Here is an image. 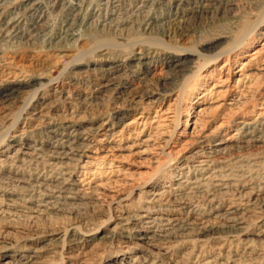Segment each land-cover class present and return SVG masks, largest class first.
<instances>
[{"label": "rangeland", "instance_id": "1", "mask_svg": "<svg viewBox=\"0 0 264 264\" xmlns=\"http://www.w3.org/2000/svg\"><path fill=\"white\" fill-rule=\"evenodd\" d=\"M52 1L39 0L38 13L27 10L25 0L0 1V23L22 16L19 33L0 36V80L23 75L33 81L22 86L19 97L0 101L2 157L19 145L47 143L35 154L0 164V264H264V0H217L226 5L211 10L197 8L205 0H173L170 7L149 0L136 14L172 11L175 23L151 32L134 15L121 31H102L95 16L78 27L85 50H92L80 62L85 69L97 67L92 78L80 77L77 89L91 94L93 78L116 79L94 93L99 97L91 106L78 105L83 109L78 127L93 130L97 144L109 131L123 132L92 148V157L77 155L64 167L52 164L56 141L48 124L33 128L38 122L29 120L23 136L10 133L25 108L39 109L51 100L58 118L71 107L64 98L36 95L42 81L63 77L77 62L75 50L58 53L49 44L74 13L72 0L64 6ZM83 1L84 15L114 9L108 0ZM118 3L124 9L117 19L131 0ZM40 13L43 35L30 28ZM138 40L156 45L145 42L152 47L140 56L133 46ZM99 44L111 47L103 58L93 51ZM186 48L204 56L185 69L175 67ZM255 49H262L261 56L246 65L238 82L237 69ZM219 52L215 66L200 73ZM229 74L227 88L203 102L207 89ZM4 87L0 98L14 86ZM201 158L210 167H198Z\"/></svg>", "mask_w": 264, "mask_h": 264}, {"label": "bare ground", "instance_id": "2", "mask_svg": "<svg viewBox=\"0 0 264 264\" xmlns=\"http://www.w3.org/2000/svg\"><path fill=\"white\" fill-rule=\"evenodd\" d=\"M3 1V0H0ZM25 6L27 10L30 11H37L38 13V8L40 9V2L39 0H25ZM55 1V0H54ZM52 1V2H54ZM58 3H60L62 1V5L64 6V4L66 3L67 5V0H57ZM91 0H89L90 2ZM104 1V0H103ZM107 1V0H106ZM105 1V2H106ZM128 1V0H127ZM147 1L149 0H131V4L129 5L128 8H125V16H121L117 19L116 15H120L122 13H120L124 8L122 7V3L119 4V0H108V2H112L113 3V8L110 12L108 13H99L98 12H94L90 13L89 15H84L85 14V5L83 0H72L71 2V8L73 9V15L70 18V22L67 24V28H64L62 30H60V33H57L56 35L48 38L49 40V44L52 45L54 47V49L58 52V53H62V52H67L68 50H75V57L77 58V62L75 64H73L72 69L69 71V73H67L66 75L62 76H58L55 78H48L47 80H44L40 83L39 88L36 90V95H51V97H58V98H64L67 101L69 100L71 107L69 108V110L65 113V114H60V118H55L53 117V114L51 112V104L52 101L50 100L48 103L46 102L44 105H41V107L39 109L35 108L32 110H26V108L22 111L21 114H19V116H17V118H15L14 122H13V130L10 132L12 134V136L14 137H19V136H23L24 135V130H25V124L27 121L29 120H35L38 123L35 124V126L33 128H39L42 127L44 124H48V129L49 132L52 134V137L55 139V144H53V151H54V155L51 158L52 160V164L56 167H64L63 165L65 164H69L67 161L74 159L75 156L80 155V159H84L86 157H92V155L89 153L92 152V148H97L99 144L101 143H105L107 142H111V141H115L117 136H122L121 133L123 131H119V132H112L109 131L107 133L104 134V136L102 138H100L99 140H97L98 144L95 142L96 140L94 139L96 136L95 134L92 136V131H84V130H80L78 127V121L81 120L80 119V115H81V110L79 109L78 105H92V101H94V98L99 97L98 94L103 93L105 90L108 89L109 86H111L110 84H112L116 79L115 77H108L105 76L106 78L103 79H99V78H93L94 79V86L95 89L93 90V92L91 91V94L88 93L85 90H79L77 89V84L79 83V80L81 76H83V74H86V76H89L90 78H92L93 76H95L94 74V70H96L97 67V63H93V64H88L87 68L85 69V67L82 65V62H80L83 58L90 54V52H92V50H85L84 46L86 44L85 40L86 38L84 36H79L78 27H81L83 25H88V21L90 19H93L95 16L98 17V19L95 21L93 19V21L96 22L95 27H102V31L104 29H109V30H113V29H117L119 30V27H121L124 22L126 21H130L134 15L138 18V23L140 27H144L147 30H151V32H155L156 29L161 28L163 26H167V24H170L171 21L173 22L174 20L171 17V12L169 13H162L161 15H157L156 13L153 12H148L146 15L144 16H140L139 14H136L137 12H143L144 8L147 6ZM5 2V1H4ZM7 2V1H6ZM88 2V3H89ZM130 2V1H129ZM154 2V1H153ZM159 2L163 5V6H168L170 7V5L172 4V2H174L173 0H159ZM180 2V1H179ZM182 2V1H181ZM180 2V3H181ZM188 2V1H187ZM69 3V2H68ZM92 3V2H91ZM90 3V4H91ZM128 3V2H127ZM140 3V4H139ZM152 3V2H151ZM155 3V2H154ZM229 3V2H227ZM3 4V3H2ZM7 4V3H5ZM99 4V3H98ZM1 5V4H0ZM4 5V4H3ZM88 5V4H87ZM181 5V4H179ZM226 5V1L222 2V1H217V0H205L203 2H200L199 5H197V8H201V9H207V10H211V8L218 6V7H224ZM91 5H89L88 8H90ZM93 6V5H92ZM15 7V6H14ZM174 7V6H173ZM193 7V6H192ZM195 7V6H194ZM24 8V6H23ZM22 8V9H23ZM61 8V7H59ZM64 8V7H63ZM106 8V7H105ZM151 8V7H150ZM161 8V6H160ZM108 9V8H107ZM111 9V8H110ZM156 9V8H155ZM178 9V6H177ZM191 9V8H189ZM188 9V10H189ZM219 9V8H218ZM225 9V8H224ZM20 10V9H19ZM97 10V9H96ZM185 10V9H184ZM196 10V9H193ZM23 11V10H22ZM93 11V10H92ZM164 11V9H163ZM176 11V10H175ZM179 10H177L178 12ZM201 11V10H200ZM19 12V11H18ZM44 12V11H43ZM105 12V11H104ZM193 12V11H191ZM212 12V11H211ZM30 13V12H29ZM182 13V12H181ZM198 13V11H197ZM215 13V11H214ZM217 13V12H216ZM71 14V13H70ZM87 14V13H86ZM173 14V13H172ZM179 14V13H178ZM213 14V12H212ZM15 15V14H14ZM32 15V14H31ZM68 15V14H67ZM143 15V14H142ZM169 15V16H168ZM47 16V15H45ZM181 16V15H180ZM35 17V14H34ZM65 17V16H64ZM69 17V16H67ZM175 18V17H174ZM21 19L22 16H14V17H10V19H5L0 23V36H7V37H11L17 33H19V26L21 25ZM44 16L43 13H40L37 15V18L35 19V21L31 24L32 28V33L39 30V34L43 35V30L41 29L42 26L44 25L43 22ZM45 20V19H44ZM47 20V19H46ZM48 21V20H47ZM133 21V20H132ZM178 21V20H177ZM263 21V20H261ZM43 22V23H41ZM136 23V22H135ZM175 23V21H174ZM259 25H263L262 22H258ZM43 24V25H42ZM48 24V23H47ZM90 24V23H89ZM93 24V23H92ZM94 25V24H93ZM137 25V24H136ZM138 26V25H137ZM92 27V26H91ZM90 27V28H91ZM123 27V26H122ZM171 26H169L170 28ZM44 28V27H43ZM138 28V27H136ZM28 30V29H27ZM95 30V29H94ZM116 30V31H117ZM31 31V30H30ZM45 31V29H44ZM47 31V30H46ZM168 31H170L168 29ZM150 32V33H151ZM48 33V32H47ZM164 33V31H163ZM182 33V32H181ZM45 34V33H44ZM50 34V33H49ZM170 34V33H169ZM168 34V35H169ZM48 35V34H46ZM53 35V34H52ZM31 36V35H30ZM35 36V35H34ZM33 36V37H34ZM37 36V35H36ZM45 36V35H44ZM43 36V37H44ZM40 37V36H39ZM37 38V37H35ZM1 39V38H0ZM10 41V40H9ZM218 41V39H215L213 41V44H215ZM145 42L149 41H143V40H138V41H134V49L136 50V54L137 55H144L145 51L150 47H152V45H148L149 47L146 48V44ZM155 44V42H150ZM149 43V44H150ZM264 44V43H263ZM156 45V44H155ZM240 45V44H239ZM238 45V46H239ZM51 46V47H52ZM73 47H76L75 49H73ZM261 47V46H260ZM111 47L107 44H99L98 46H96V48L93 50L94 52H99L100 54L98 55L99 57H105L108 54V50ZM264 48V47H263ZM184 50V49H183ZM256 51L253 52L252 54H250V59L247 60L244 64L243 67L240 69H237L236 73H240L239 75V79L237 80L238 82L240 81L241 77L245 74L244 69L246 67V65L250 62L253 61L254 59H257L258 57L261 56L262 53V49H255ZM134 51V50H133ZM56 52V53H57ZM226 52V51H225ZM150 53V52H149ZM223 53V52H222ZM221 52H219L218 54H216L214 57H210L206 60V63H204L202 65V67H199V72L203 73L208 71V69L206 68L207 65L213 66L214 64H216L218 58L221 56L220 54H222ZM133 54V53H132ZM264 54V53H263ZM262 54V55H263ZM179 59L177 60L175 67H179L180 69L182 68H186V67H190L192 66L191 64L196 63L195 60L200 59L201 57H203V53L200 51H197L195 49H187L184 50V52L180 53L179 55ZM109 59V58H108ZM99 60V59H98ZM97 60V61H98ZM264 60V59H263ZM108 61V60H107ZM167 63V62H166ZM225 65H228V63H225ZM261 65V64H260ZM113 66V65H112ZM215 66V65H214ZM258 66V65H257ZM256 66V68H257ZM262 67V66H261ZM264 67V66H263ZM69 69V68H68ZM206 69V70H205ZM260 69V68H259ZM79 72H78V71ZM258 70V69H256ZM234 73V72H233ZM204 75V74H203ZM207 75V74H206ZM85 76V78H86ZM249 76V75H248ZM247 77V76H246ZM248 78V77H247ZM229 79H231V75L229 74L228 77H224V76H220L216 82H214L212 84V86L207 89L206 93H204L201 96V99L203 100V102L206 101V99L208 97H210L209 95L211 94V97L213 95L217 96L219 95L224 87H226L225 85H227ZM85 80V79H84ZM87 80V79H86ZM247 80V79H246ZM245 81V80H244ZM32 80L26 76L20 75L19 77H7L3 80H0V89L4 87L5 83L6 84H10L12 86H14L10 93H6L7 90H5L4 92H2L1 95H6L5 97L0 98V101L2 102L3 100L5 101L6 98L8 97H19L20 92H22V89L24 85H26V88H28V86H30L32 84ZM86 82V81H85ZM37 83V82H36ZM19 84V85H18ZM237 84V83H236ZM239 84V83H238ZM35 85V82H34ZM86 87V86H85ZM5 88V87H4ZM79 88V87H78ZM227 88V87H226ZM10 89V88H9ZM8 89V90H9ZM45 90V91H44ZM157 90V89H156ZM97 92L98 94L94 93ZM147 92V91H146ZM145 92V93H146ZM150 93V92H149ZM147 93V94H149ZM134 97V96H133ZM144 97V96H143ZM56 100V99H55ZM54 100V101H55ZM61 100V99H60ZM59 100V101H60ZM132 100V99H131ZM215 100V99H214ZM220 100V99H219ZM133 101V100H132ZM218 101V100H216ZM96 103V102H95ZM170 105V104H169ZM53 106V105H52ZM123 106V105H122ZM82 107V106H81ZM171 107V106H170ZM205 107V106H204ZM93 108V107H92ZM90 109V108H89ZM264 111V110H263ZM123 114V113H122ZM83 115V114H82ZM56 116V115H55ZM155 116V115H154ZM57 117V116H56ZM141 117V116H140ZM56 120L58 122V124H53V120ZM121 118V117H119ZM156 119V118H155ZM165 119V118H164ZM256 119V118H255ZM121 120V119H120ZM135 120V119H134ZM163 120V119H162ZM107 121V120H106ZM116 121V120H115ZM153 121V120H152ZM156 121V120H155ZM240 122V121H239ZM242 122V121H241ZM24 124V126L20 127L21 124ZM80 123V122H79ZM132 123V122H131ZM194 123V122H193ZM252 122H243V126H249L251 125ZM118 124V123H117ZM103 125L104 123H102L100 126L98 124L99 127H97L95 129L96 133L99 132L101 130H103ZM127 125V124H126ZM195 125V124H194ZM11 126V125H10ZM117 126V125H116ZM28 127V126H26ZM32 127V126H31ZM123 127V126H122ZM157 127V126H156ZM242 127V126H241ZM240 127V128H241ZM20 128V129H18ZM32 128V129H33ZM110 128V127H109ZM254 128V127H252ZM91 129V128H90ZM123 130V129H120ZM242 130V129H241ZM252 130V129H251ZM264 130V129H263ZM247 131V130H246ZM253 131V130H252ZM37 132V131H36ZM45 132V131H44ZM102 132V131H101ZM95 133V132H93ZM141 133V132H140ZM238 133V132H237ZM248 133V131H247ZM234 134V133H233ZM137 135V134H136ZM11 137V136H10ZM129 137V136H128ZM22 138V137H21ZM228 138V137H227ZM230 138V137H229ZM233 138V137H232ZM17 139V138H16ZM249 139V138H248ZM228 140V139H227ZM137 141V140H136ZM46 142V141H45ZM135 142V141H134ZM218 142V141H217ZM137 143V142H136ZM139 143V142H138ZM143 143V142H142ZM225 142V140L221 143H219L218 145L221 146L223 145ZM45 144L47 143H37L35 146H23V145H19L16 147L14 153H13V157L17 156V155H23L28 156V155H32L37 153L38 151L42 150V148L45 146ZM168 145V143H167ZM166 145V146H167ZM227 145V144H226ZM100 146V145H99ZM112 146V145H111ZM118 146V145H117ZM225 146V145H224ZM52 148V147H51ZM132 148V147H130ZM222 150V149H221ZM223 151V150H222ZM50 152V151H49ZM2 150H0V164L6 160H8V158H11L12 156H7L6 159L2 154ZM76 158V157H75ZM210 158V157H209ZM212 158V156H211ZM78 159V158H77ZM79 160V159H78ZM89 161V160H88ZM208 161L206 158H201L199 160H197V166L201 167V168H205L208 165ZM22 164V163H21ZM211 164V163H209ZM217 164V163H215ZM61 165V166H59ZM23 166V165H22ZM212 166V165H211ZM194 167V166H193ZM207 167H210L207 166ZM214 167V166H212ZM18 171V170H17ZM202 171V170H201ZM210 172L209 170H206L204 172ZM45 175V174H44ZM209 175V173H208ZM3 176V175H2ZM216 178V177H215ZM55 179V178H54ZM201 180V179H200ZM189 181V180H187ZM200 182V181H199ZM61 183V181H60ZM208 183V182H207ZM62 184V183H61ZM210 184V183H209ZM58 185V184H57ZM11 191V190H10ZM152 191V190H151ZM150 191V192H151ZM157 193V192H156ZM149 194V193H148ZM157 194H154V196ZM161 195V194H160ZM162 196V195H161ZM156 197V196H155ZM133 216V214L131 215ZM144 217V215H142ZM131 218V217H130ZM133 218V217H132ZM136 219V218H135ZM147 220V219H146ZM237 220V218L235 219ZM150 221V220H149ZM201 221V220H200ZM203 221V220H202ZM222 221V220H221ZM214 222V221H213ZM227 222V221H226ZM231 222V220L229 221ZM204 227H206L208 224L205 223L204 221L201 222ZM237 223V222H236ZM235 223V225H236ZM233 224V223H232ZM231 224V225H232ZM199 225V224H198ZM152 226V225H151ZM201 226V225H200ZM214 226V225H213ZM182 227V226H181ZM203 227V228H204ZM211 227V226H210ZM218 227V226H217ZM223 227H225L223 225ZM221 227V228H223ZM212 228V227H211ZM139 230V229H138ZM233 230V229H232ZM229 231V229L227 230ZM144 232V231H143ZM143 235V234H142ZM145 235V234H144ZM154 235V234H153ZM142 237V236H139ZM10 262H7V264H9Z\"/></svg>", "mask_w": 264, "mask_h": 264}]
</instances>
